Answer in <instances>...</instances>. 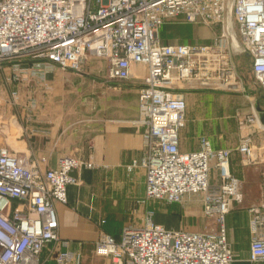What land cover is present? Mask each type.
I'll use <instances>...</instances> for the list:
<instances>
[{
  "label": "built area",
  "instance_id": "built-area-1",
  "mask_svg": "<svg viewBox=\"0 0 264 264\" xmlns=\"http://www.w3.org/2000/svg\"><path fill=\"white\" fill-rule=\"evenodd\" d=\"M226 0H0V71L10 64L8 79L20 80V61L30 71L70 70L81 73L86 55L105 63L108 81L131 79V64L144 75L136 85L137 123L144 129L145 152L126 165L144 169L143 199L166 203L197 196L202 216L211 221L204 230L165 227L145 210L139 225L123 226L117 237L99 231L95 255L114 264H231L225 215L242 197L241 181L229 171L236 152L243 165L264 163V148L254 133L264 131L253 104L236 114L240 127H252L235 145L213 148L206 135L196 148H178L185 122L184 100L176 89L184 82L233 89L235 71L228 55L223 20ZM235 51L250 58L249 71L264 94V0H231ZM171 18L212 29L208 44L164 43L161 25ZM42 88H49L42 83ZM12 100L17 91L11 90ZM218 179L209 180L210 165ZM90 160L58 155L54 167L18 156L0 146V264H40V253L56 243L52 264H69L74 253L58 238L54 202H66L65 188L77 183L72 171L92 168ZM261 174L264 176V169ZM264 188V185H263ZM250 264L264 263V202L247 208ZM100 223L103 219L99 220Z\"/></svg>",
  "mask_w": 264,
  "mask_h": 264
},
{
  "label": "crops",
  "instance_id": "crops-1",
  "mask_svg": "<svg viewBox=\"0 0 264 264\" xmlns=\"http://www.w3.org/2000/svg\"><path fill=\"white\" fill-rule=\"evenodd\" d=\"M187 31L198 38L201 28L188 27ZM18 63L21 74L17 82L8 79L11 63H5L1 71L0 88L3 85L5 97L3 146L18 156L37 161L41 168L54 167L58 155L65 153L93 163L92 168L80 167L72 171L77 183L66 186V202L53 203L57 218L56 232L58 238L66 242L62 248L74 253L69 264H114L109 257L95 255L93 252L94 241L99 231L117 236L123 226L139 225L142 213L150 210L146 201H142L144 169L135 166L130 171L126 170L130 160L138 159L146 148L144 129L136 121L137 89H96L94 113L85 114L69 128L64 119L56 116L57 103L54 101L56 93L60 94V91L68 89H54L55 81L51 72H44L41 78L38 72L29 70L27 62ZM130 68L133 77H137L136 80L139 81L144 75L142 65L132 63ZM243 77L244 82L245 76ZM42 83H46L49 88H42ZM11 90L17 91V98L10 100L14 103L21 102L22 96L29 95L30 92L42 96L41 100L37 99L36 112L39 117L37 116L35 121L32 120L35 132L30 129L32 124L23 126L21 119L19 124L16 118L17 111L14 113L10 110L6 93L7 91L10 93ZM176 91L181 93L185 106V122L178 138L179 150L195 149L196 137L200 134L208 137L213 148L230 147L235 143L233 124L228 126L223 119L217 118L216 112L220 109L217 91L197 86L190 89L179 88ZM256 105L264 109V95L259 98ZM27 129L32 130V133H28ZM26 137H32L35 146L24 145ZM237 170L242 169L237 166L236 152L232 151L229 171L234 175ZM217 179L218 171L211 163L209 180L213 182ZM247 218L248 214L245 217V213L240 209L235 211L231 209L225 215L226 237L232 243L235 253L231 264H250L248 242L247 245H235L233 232L235 229L244 230L249 240ZM100 219L104 221L100 223ZM153 219L165 226L166 222L172 221L171 217L163 214L156 217L153 215ZM55 251L56 243H47L40 253V264H52Z\"/></svg>",
  "mask_w": 264,
  "mask_h": 264
},
{
  "label": "rangeland",
  "instance_id": "rangeland-1",
  "mask_svg": "<svg viewBox=\"0 0 264 264\" xmlns=\"http://www.w3.org/2000/svg\"><path fill=\"white\" fill-rule=\"evenodd\" d=\"M195 26L201 28L198 38L193 37V35L187 31L188 27ZM212 32V29L202 24H190L184 22L180 18H171L167 19L159 28V38L164 43H169L170 41H196V43L208 44L212 40ZM228 55L235 71L234 81L237 83V87L233 89H226L222 87L213 88L212 86H199L194 82H184L181 85V89H190L197 86L217 91L218 93L216 96L220 98V109L216 112L217 118L223 119L224 122H227L228 126L233 124L235 127L236 143L239 136L246 135V133L249 132L248 128H252L238 126L235 120L236 114L242 115L247 113L249 111L250 104H253L254 107H256V103L259 98L263 97L264 94L261 88L255 83L249 71L250 58L244 54H238L235 50H229ZM51 75L55 81L53 85L54 89H68L64 92L60 91V94L56 93L54 95V101L57 103L55 107L56 116L59 117V119H64L68 123L69 128H71V124L73 122H76L85 114L94 113L96 89H136V85L139 82L136 80L137 77H133V75L131 79H128L125 82L108 81L105 77L104 61L91 57L90 55H86L83 59L81 73L70 70H53ZM243 75L245 76L244 82ZM6 94V100L9 102L10 100L12 101L8 91ZM3 96L4 93L2 85L0 88V146H3V98H5ZM37 99L41 100L42 96H37L36 93L30 92L29 95H25L24 97L22 96L21 102H10L8 104L12 112L15 113L17 111V122L19 123V119H21L23 126L24 124H32L30 129L34 132L36 130L34 128L35 124L33 121H35L38 116L36 112V107L38 106ZM261 122L264 124V120ZM32 130L29 131V129H27L28 133H32ZM67 133L69 134L70 131ZM32 139V137H26V143L24 145L27 147H30L31 145L32 147L35 146V140L32 141ZM253 140L257 147L260 146L264 148V131L261 133H254ZM234 144L232 146H234ZM236 158L237 166L242 170L235 171L236 174L234 175L241 181L242 197L239 203H233L231 205L229 211L231 209L234 211L240 209L245 213V217H247L248 207L256 205L260 200L264 202V176L261 174L264 169V163L256 165H243L240 163L237 154ZM146 204L150 207L152 216L155 215L156 217L159 214H163L166 217H171L172 221L166 222V226L163 225L165 227H173L174 229L182 228L184 230H204L208 225H211V221L202 216L197 196L193 197L190 201H183L181 203H166L160 200L151 199L146 201ZM233 232L236 242L235 245H247L248 236L244 230L235 229ZM229 244L234 258L235 253L231 246L232 243L229 242Z\"/></svg>",
  "mask_w": 264,
  "mask_h": 264
},
{
  "label": "water",
  "instance_id": "water-1",
  "mask_svg": "<svg viewBox=\"0 0 264 264\" xmlns=\"http://www.w3.org/2000/svg\"><path fill=\"white\" fill-rule=\"evenodd\" d=\"M224 30L227 37L228 51L235 50L233 43V33H232V11H231V0H226V8L223 20ZM255 110L259 114V120H264V109L256 105Z\"/></svg>",
  "mask_w": 264,
  "mask_h": 264
},
{
  "label": "trees",
  "instance_id": "trees-1",
  "mask_svg": "<svg viewBox=\"0 0 264 264\" xmlns=\"http://www.w3.org/2000/svg\"><path fill=\"white\" fill-rule=\"evenodd\" d=\"M115 237H117V236H115Z\"/></svg>",
  "mask_w": 264,
  "mask_h": 264
}]
</instances>
